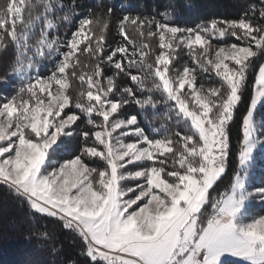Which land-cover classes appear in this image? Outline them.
<instances>
[{"label":"snow or ice","instance_id":"6c2138e0","mask_svg":"<svg viewBox=\"0 0 264 264\" xmlns=\"http://www.w3.org/2000/svg\"><path fill=\"white\" fill-rule=\"evenodd\" d=\"M97 9L62 39L60 25L79 15L75 0H7L0 8V54L14 49L8 74L20 80L0 99V184L75 233L92 264H225L227 257L264 264V213L250 211L264 204V177L254 175L264 148L256 117L264 102V63L257 66L264 0L238 17L194 26L177 23L171 10L159 18L124 13L115 46L107 43L113 9L100 0ZM182 55L188 60L174 67ZM47 60L53 66L42 75ZM254 71L237 166L220 190L233 155L231 126ZM202 76L218 83L197 84ZM121 78L133 83L121 86ZM132 103L152 109V118L125 113ZM69 138L80 146L66 149Z\"/></svg>","mask_w":264,"mask_h":264},{"label":"trees","instance_id":"16d2710c","mask_svg":"<svg viewBox=\"0 0 264 264\" xmlns=\"http://www.w3.org/2000/svg\"><path fill=\"white\" fill-rule=\"evenodd\" d=\"M71 2V0H68ZM105 9L110 6L113 9L112 22L108 30L107 43L115 46L120 38L117 35L116 21L124 13H140L142 15H157L171 10L177 23L194 26L202 20L213 17L233 18L238 17L243 9L249 4H260V0H100ZM7 0H0V8H3ZM98 0H75V6L79 15L73 17L71 22H63L59 28V35L62 39L71 37L72 31L77 27V21L87 13L88 9L97 11ZM216 41H213L215 43ZM155 47V42H153ZM14 57V49L10 48L5 53L0 54V99L10 96L19 86L20 80L15 75H10V63ZM55 59H59L56 57ZM84 60V57H81ZM188 57L182 55V59L173 62L174 65H181L187 61ZM264 57L257 61V66L263 63ZM53 66L52 60L42 62L39 72L42 75L49 74ZM106 72L111 74L112 69L106 68ZM254 71L249 76L248 95L239 106L231 126V141L233 155L230 158L228 172L218 184L223 190L230 182L232 172L237 166L235 152L237 151V141L242 138L240 120L244 114L252 95V82L255 78ZM198 83L203 82L205 86H212L218 83V79H209L206 76L198 77ZM133 82L127 78H121L118 84L129 86ZM161 113L163 109L160 110ZM124 112L135 114L142 120L143 115L149 119L153 116V110L147 109L141 112L139 106L134 103L127 105ZM257 117L264 121V102L257 109ZM162 118V117H161ZM159 123V121H157ZM144 123L142 122V125ZM79 145V140L75 141ZM80 146V145H79ZM67 149V148H66ZM70 148L68 150H73ZM260 151V150H259ZM264 154V148L260 151ZM260 175H261V171ZM252 214L264 213L263 208H250ZM37 231H47L52 235V239H43L34 234ZM55 245L56 252L52 251ZM83 247L80 238L73 232L64 229L62 222L57 218L39 214L32 210L26 201L18 198L5 185L0 184V264H69L70 260H75L76 264H92L90 258L81 255ZM225 264H244L235 259H225Z\"/></svg>","mask_w":264,"mask_h":264},{"label":"rangeland","instance_id":"374dc122","mask_svg":"<svg viewBox=\"0 0 264 264\" xmlns=\"http://www.w3.org/2000/svg\"><path fill=\"white\" fill-rule=\"evenodd\" d=\"M263 63H264V61H263ZM173 66L174 67H180L181 65H174L173 64ZM197 84H199L198 82H197ZM213 86V85H212ZM205 87H211V86H205ZM261 104H262V102H261ZM260 104V105H261ZM260 105H258V108L260 107ZM257 108V109H258ZM256 115H257V111H256ZM257 117V116H256ZM259 117H257V119H258ZM259 120V119H258ZM75 141H77V139H71V138H69V139H67L66 141H65V148H67V149H70V148H78L79 147V145L75 142ZM127 142V141H126ZM262 149L263 148H258V150H257V152H256V164H255V169H254V175H255V177L257 178V179H259V178H261V177H264V154L262 155V153H260V151H262ZM74 150V149H73ZM260 150V151H259ZM130 169H132L133 168V165H129L128 166ZM262 170V172H261V175H260V172L259 171H261ZM253 205H256V208H258V209H260V208H263L264 207V204H261V203H259V202H255ZM225 259H235V260H238V261H240L238 258H233V257H227V258H225ZM240 262H242V261H240ZM242 263H244V262H242Z\"/></svg>","mask_w":264,"mask_h":264}]
</instances>
